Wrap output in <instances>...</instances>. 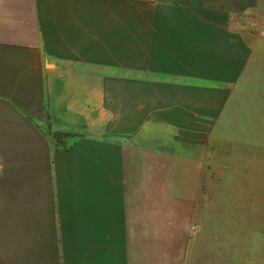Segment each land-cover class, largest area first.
Wrapping results in <instances>:
<instances>
[{
  "label": "crops",
  "instance_id": "obj_1",
  "mask_svg": "<svg viewBox=\"0 0 264 264\" xmlns=\"http://www.w3.org/2000/svg\"><path fill=\"white\" fill-rule=\"evenodd\" d=\"M229 1L0 0V264H264L198 203Z\"/></svg>",
  "mask_w": 264,
  "mask_h": 264
},
{
  "label": "rangeland",
  "instance_id": "obj_2",
  "mask_svg": "<svg viewBox=\"0 0 264 264\" xmlns=\"http://www.w3.org/2000/svg\"><path fill=\"white\" fill-rule=\"evenodd\" d=\"M231 3L229 23L211 44L217 51L218 89L231 91L218 121L232 136L216 139L218 167L203 170L198 203L202 210L232 208L234 220L240 215L247 220L249 241L264 242V0ZM225 163L228 167H221ZM212 194L231 197L215 201Z\"/></svg>",
  "mask_w": 264,
  "mask_h": 264
}]
</instances>
